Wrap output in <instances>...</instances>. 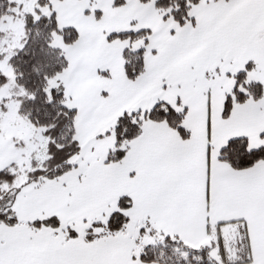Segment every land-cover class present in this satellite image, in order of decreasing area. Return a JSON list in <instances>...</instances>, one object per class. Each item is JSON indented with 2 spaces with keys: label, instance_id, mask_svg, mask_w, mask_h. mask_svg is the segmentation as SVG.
Wrapping results in <instances>:
<instances>
[{
  "label": "snow or ice",
  "instance_id": "obj_1",
  "mask_svg": "<svg viewBox=\"0 0 264 264\" xmlns=\"http://www.w3.org/2000/svg\"><path fill=\"white\" fill-rule=\"evenodd\" d=\"M0 264H264V0H7Z\"/></svg>",
  "mask_w": 264,
  "mask_h": 264
},
{
  "label": "trees",
  "instance_id": "obj_2",
  "mask_svg": "<svg viewBox=\"0 0 264 264\" xmlns=\"http://www.w3.org/2000/svg\"><path fill=\"white\" fill-rule=\"evenodd\" d=\"M7 7V0H0V8H5ZM51 59V62H52V66H56V63H55V57H52L50 58Z\"/></svg>",
  "mask_w": 264,
  "mask_h": 264
}]
</instances>
